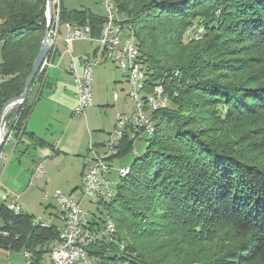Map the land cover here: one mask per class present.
<instances>
[{"label": "trees", "instance_id": "trees-1", "mask_svg": "<svg viewBox=\"0 0 264 264\" xmlns=\"http://www.w3.org/2000/svg\"><path fill=\"white\" fill-rule=\"evenodd\" d=\"M114 2L129 17L148 86L161 85L169 106L153 114L157 129L116 195L100 200L112 236L89 253L98 264H264V0ZM46 5L0 0V116L24 92L45 38ZM60 23L89 26L98 38L104 17L61 4ZM31 110L27 99L4 122L18 143L26 136L43 146L25 132ZM132 150L125 137L114 158ZM0 219V249L44 264L59 228L4 204ZM103 229L91 223V231Z\"/></svg>", "mask_w": 264, "mask_h": 264}, {"label": "built area", "instance_id": "built-area-1", "mask_svg": "<svg viewBox=\"0 0 264 264\" xmlns=\"http://www.w3.org/2000/svg\"><path fill=\"white\" fill-rule=\"evenodd\" d=\"M105 9L104 23L101 28L100 36L93 37L91 27H79L71 23H60V0H52L53 5V20L52 29L50 31L51 50L47 59L44 61L39 75H45L49 67L53 66L52 58L57 50L58 41L61 38V29L66 31L64 42L66 45L65 53L70 56L69 72L73 78V87L76 92V104L74 106L73 114L75 117H85L87 111L94 106V68L111 61L120 71L125 61H132V70L123 72L126 77L127 74H134V83H128L129 92L127 93V100L133 106L132 111L120 113L117 115L115 128L109 141L104 143L103 154L97 153L93 147L91 157L86 161V168L82 173V198L91 199L108 198V194L113 190L110 181L107 179L111 174L109 167V160L116 157L120 152V147L125 137L133 141L134 153L137 150L134 148L136 142H143L145 130L151 124L153 114L158 111L166 109L165 100L159 96L157 84L152 85L150 91V99H145L144 107H136L135 98L131 97V89H139L137 83V75H135V68L137 67V54L135 49L131 47L129 31L126 30V21L129 17H124L121 12V17H113V7H106V0H102ZM91 41L99 44V52L95 55H86L83 57L81 63L74 59L72 55L71 46L77 41ZM147 74V73H145ZM141 95V94H140ZM117 99L118 95L115 94ZM3 143L12 141L13 132L9 129L6 122H3ZM132 150V151H133ZM4 160L0 156V163ZM124 169V168H123ZM119 170V173L123 172ZM46 176V161H39L34 170V177L36 179H43ZM51 195L45 193V199H49ZM58 211V221L61 224L59 228L60 238L53 244L51 256V264H98L99 257L89 253L91 246L96 241L112 235H106L105 224L104 229L100 233H95L90 230L91 223L88 213L81 206V199L75 193H63L57 191L53 196ZM7 208L14 212V214L22 213L16 200L10 201ZM42 227H49L50 225L35 222ZM25 256H29L25 253Z\"/></svg>", "mask_w": 264, "mask_h": 264}, {"label": "rangeland", "instance_id": "rangeland-1", "mask_svg": "<svg viewBox=\"0 0 264 264\" xmlns=\"http://www.w3.org/2000/svg\"><path fill=\"white\" fill-rule=\"evenodd\" d=\"M60 2L63 8L67 11L85 10L86 12L90 11L91 13H94L99 16L100 15L102 16L105 13L102 0H60ZM186 36H187L186 39H188L189 37H195L193 33L191 34L188 33ZM201 37L202 36L198 35L196 39L200 40ZM1 46L2 45H0V56H1ZM0 62H1V57H0ZM127 76L125 77L123 71H120V69H118L117 66L110 61L96 67L94 72V79H93L95 81L94 89H93L94 99L97 98L98 94L100 93L104 97L108 98L110 101L113 100L115 93H118L119 95H121V97L125 96V94L127 95L130 88L128 85L129 82ZM117 81L120 82L117 83ZM109 84H111V86ZM127 102L129 105L127 104L124 107H121V105H119L117 111L107 107H100V106L96 107V109L100 112L103 111L102 109L105 108L104 113L98 115L97 121L102 122L100 123L101 127L98 128L103 129V127H105L107 129H110L111 131L115 124V119L118 112L119 113L130 112V109L132 111L133 106L130 105L129 100ZM16 107H14L13 109H15ZM120 107L121 109H119ZM13 109H11V111ZM124 109L126 110L124 111ZM88 114L89 111H87L86 115ZM56 115H59V117L55 116L53 118V122L59 128H54L53 130L50 131V133L58 131L57 135L61 137V135H59V131L61 133L63 131H66V138L70 139L69 143L66 141V143L69 144V146L67 145L68 146L67 148H69L71 144H74L73 141L76 144L77 142L78 144H81L82 141L84 142L86 140L87 143V137H89V135L87 136V132L89 134L87 128H89L92 134L94 133V129H93L94 124H92V120H90L88 116L87 118H85L86 115L85 117H78V118L75 117L74 114H73L74 117H71L70 115H62L61 113H58ZM2 129H4L3 126ZM146 138H148V135L145 132V136L143 137V142H136L134 144L135 145L134 148L137 150L140 156L146 153V150L149 146L148 142L146 141ZM92 140L93 137L91 139L88 138V142L89 141L91 142ZM6 144L7 143H2L3 150L2 151L0 150V156L4 158V160H2V163L5 161V155L3 151ZM91 145L92 144H90V146ZM91 150L92 149L88 150L87 160L88 158L91 157V152H90ZM95 151L97 153L103 154L104 147L100 152L97 149H95ZM70 154L71 155L66 156L63 155L62 153L60 154L59 159L56 161H53L55 158L47 159V160L43 159L46 161V176L43 179H36L33 174L32 180L30 182L23 180V178L20 179L18 177L19 175L23 174L22 172L23 169L27 170L28 167H30L33 160L36 162L39 160L34 150L31 149L29 154L21 159L20 161L21 164H19V162H17L16 160L11 161V164H9L10 175H7L4 178V183L11 185L10 187H8V189L13 190L11 191V193L15 191L14 193H12L13 196L10 199L13 200L15 199L23 211L27 212L30 216L34 217L35 222H40L43 224H51L55 222L56 217L58 220V211L56 208V203L54 202L55 199L52 197L57 191L67 193V195L74 191V193L79 199L82 198L81 182L79 181V176H78V163L80 161V157L74 156L73 153L71 152ZM135 159H136V155L133 150L132 152H130L129 154L123 157L114 158L112 161L108 162L109 167L111 168V172H110L111 174L108 175L107 179L110 181L111 188L114 190L113 191L114 195H116L117 193L118 186L121 184V182L124 179H126L121 177L119 170L123 168L124 169L131 168ZM2 163H0V165H2ZM13 169H16L18 172L16 171L12 172ZM28 173L29 172L26 171L23 174V177L27 176ZM30 178H31V174H30ZM5 184L3 185L5 186ZM45 193H48L49 195H51V197L49 199H45ZM110 201L111 199L108 200L105 199V202L107 203H109ZM81 206L88 213L90 222H97L100 226H104L107 222L110 221L105 206L102 203H100V200L98 199L94 200L85 197L84 199H81ZM2 223L3 222L0 220V224ZM25 253L28 252H24V256ZM25 258L27 259L28 264H30L31 256L30 257L25 256ZM44 264H51V259L49 255H45Z\"/></svg>", "mask_w": 264, "mask_h": 264}, {"label": "crops", "instance_id": "crops-1", "mask_svg": "<svg viewBox=\"0 0 264 264\" xmlns=\"http://www.w3.org/2000/svg\"><path fill=\"white\" fill-rule=\"evenodd\" d=\"M102 17H104V15H102ZM65 35H66V31L62 28L61 38L58 41L57 50L55 51L54 57L52 58L53 66L49 67L47 73L44 76H42L41 78L42 81L40 82L39 80L36 81V83L33 85L31 89L30 94L28 95L29 96L28 101L32 105V110L28 117L27 122H25L26 123L25 132L27 134H33L36 137V139L39 138L41 141H43L44 145L38 147L37 145L34 144V142L31 139L29 140V138H27L26 136H24L21 139L20 143H18L17 140L13 139L12 141L8 142L5 145L3 151L5 155V161L2 163V165H0V205L4 204L6 206L10 201H12L13 199L10 198L13 196L12 193L15 192L14 191L11 193V191L13 190L8 189V187H10L11 185L4 183V178L7 175H10L9 164H11V161L13 160H16L17 162H19V164H21L20 163L21 159L26 155H28L31 149L35 151L39 160L37 162L33 160L32 164L30 165V167H28L27 170L25 169L22 170L23 174L26 171H28L31 174V178L29 173L27 174V176L24 177L23 174L19 175L18 178L20 179L23 178V180L30 182L34 174V170H35L34 168L36 167L39 161L43 159L47 160L53 158H55L53 161H56L59 159L60 154L63 153V155L67 156V155H71L70 154L71 152L73 153L74 156L80 157V161L78 163V176H79V181L81 182V178L83 175L82 173H84L85 170L90 144H92L93 147L100 152L103 149L104 143L106 144V142L112 136V133L115 128V124L111 131L110 129H107L105 127H103V129L98 128L101 127L100 123H102L101 121L99 122L97 121L98 115L104 113L105 108L102 109L103 111L100 112L96 109V107L99 106L107 107L117 111L119 105H121V107H124L125 105L128 104L126 94L125 96L121 97V95L115 93L118 95V98L115 99L113 97L112 101L104 97L101 93L98 94L97 98L94 99V106L88 110L89 114L86 115L85 117L87 118L88 116V118L92 120V124H94L93 134L91 133L89 128H87V131H89V134L87 132V136L89 135V137H87V143L84 138L85 141L84 142L82 141L81 144H78V142L76 144L73 141L74 144H71V146L67 148L69 146L68 143L70 139L66 138V131H63L62 133L59 131V135H61V137L57 135L58 131L50 133V131L53 130L54 128H59L53 122V118L55 116L59 117V115L56 114L61 113L62 115H70L71 117H74L73 109L76 104V92L73 87V78L71 73L69 72L70 56L65 53L66 45L65 42L63 41ZM71 49L74 59H76L79 63H81L84 56L86 55L92 56L99 52V44L95 41L94 42L85 41V40L77 41L73 43ZM95 68H94V72H95ZM119 82L117 81V83ZM109 85L111 86V84ZM121 107L119 109H121ZM125 110L126 109H124V111ZM120 113L118 112V114ZM53 123L55 126L53 125ZM115 123H116V119H115ZM92 137L93 140L91 142L90 141L88 142V138L91 139ZM66 141L68 143H66ZM15 171L18 172L16 169H13L12 172ZM3 184H5V186ZM81 187H82V182H81ZM71 193H74V191ZM20 209L21 211H23L21 207ZM22 213L29 215L25 211H23ZM55 219L56 220L54 223L47 225L50 226L54 225L60 228L61 227L60 222L57 220V217ZM2 225L3 223L0 224V226ZM0 264H28V262L24 256V251L0 249Z\"/></svg>", "mask_w": 264, "mask_h": 264}, {"label": "bare ground", "instance_id": "bare-ground-1", "mask_svg": "<svg viewBox=\"0 0 264 264\" xmlns=\"http://www.w3.org/2000/svg\"><path fill=\"white\" fill-rule=\"evenodd\" d=\"M106 7H113V17H121V12L119 11V8L116 6L114 0H106ZM124 16V15H123ZM125 17V16H124ZM126 30L129 31V38L131 41V47L135 49V53L137 54V67L135 68V75H137V83L139 84V89H131V97L135 98V106L136 107H144L145 106V99H150V89L151 87L148 86L146 79L147 75L144 65L141 62L140 56V50L137 45L136 36L134 34V31L130 24L126 23ZM132 61H125L122 65V71L123 72H129L132 70ZM128 82L134 83V74H128ZM157 90L159 96L163 97V100H165L166 108L169 106V99L165 96L163 93V88L161 85H157ZM141 94V95H140ZM157 120L154 118H151V124H149V127L146 128L145 132L149 136H152L156 130L157 127ZM135 155L138 156V152H135ZM130 172L129 168L123 169V172L121 174V177H126ZM113 190V189H112ZM114 191V190H113ZM114 197V192L108 194V198H101L102 200L105 199H112ZM112 230V224L108 223V227H106V235H108ZM99 263V261H98Z\"/></svg>", "mask_w": 264, "mask_h": 264}, {"label": "water", "instance_id": "water-1", "mask_svg": "<svg viewBox=\"0 0 264 264\" xmlns=\"http://www.w3.org/2000/svg\"><path fill=\"white\" fill-rule=\"evenodd\" d=\"M47 1V5H46V20H47V29H46V33H45V38L42 44V47L33 63V68H32V72L30 73V75L28 76L26 83H25V88H24V92L23 94L16 98L11 100L10 102H8L2 112H1V116H0V150H1V146L3 143V122L4 119L7 115V113L13 109L14 107H19L22 104L25 103V101L28 99V95L31 92V89L34 85L35 79L37 77V75L39 74V71L44 63V61L47 59L48 54L50 53L51 50V43H50V38H51V34H50V30L52 27V20H53V5H52V0H46Z\"/></svg>", "mask_w": 264, "mask_h": 264}]
</instances>
